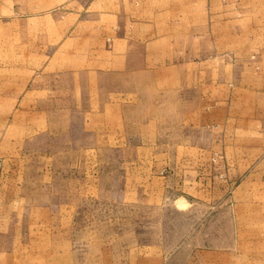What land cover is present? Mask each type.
Returning a JSON list of instances; mask_svg holds the SVG:
<instances>
[{
  "label": "crops",
  "instance_id": "crops-1",
  "mask_svg": "<svg viewBox=\"0 0 264 264\" xmlns=\"http://www.w3.org/2000/svg\"><path fill=\"white\" fill-rule=\"evenodd\" d=\"M123 2L90 15L91 31H73L49 54L41 49L23 65L0 69V261H99L102 254L82 259L76 250L83 202L102 198L123 208L170 188L202 198L198 174L208 156L235 167L231 206L212 211L230 215L239 231L247 183L250 220L264 216V70L210 63L191 16L177 34L176 19L161 25L162 15L130 16ZM241 244L234 239V247ZM146 261L144 253L137 259Z\"/></svg>",
  "mask_w": 264,
  "mask_h": 264
},
{
  "label": "rangeland",
  "instance_id": "rangeland-1",
  "mask_svg": "<svg viewBox=\"0 0 264 264\" xmlns=\"http://www.w3.org/2000/svg\"><path fill=\"white\" fill-rule=\"evenodd\" d=\"M118 1L122 0H0V69L23 65L31 61V53H41V49L45 55L49 54L50 48H56L60 41L73 39V31L78 34L91 31L96 23L90 15L103 14L112 2ZM186 2L124 0L123 11L146 20L162 15L166 18L161 19V25L168 23V18L171 22L176 19L177 34L186 29L184 17L191 16L194 33L205 35L208 47L205 59L210 63L240 61L253 66L256 72L264 70V0H193V6ZM201 45L199 40L198 46ZM233 49L247 53L234 55L230 52ZM183 56L178 55V59ZM161 61L168 62V55H162ZM128 155L130 159L136 156L135 152ZM213 157L208 156L207 166L200 170L202 174L197 173L207 189L202 198L170 188L160 197H133L123 208L115 200L102 198L83 202L87 213L79 219L81 246L76 250L82 259L90 253L91 259L96 258L94 254L102 256L96 262L76 264H264V221L258 222L264 216L249 218L244 194L249 184H244L241 190L239 231L233 230L230 215L212 211L231 206L228 202L236 194V185L230 180L235 167L224 166L225 162L216 164ZM137 171L134 168L132 173ZM88 223L96 224V229L83 230ZM234 239L242 241L241 247H234ZM110 241L112 245L105 246ZM250 241L253 245H249ZM221 242L223 247L218 245ZM111 251L116 259L104 262ZM142 253L147 261L137 262ZM171 255L177 259L160 263L159 259ZM0 264L7 263L0 261Z\"/></svg>",
  "mask_w": 264,
  "mask_h": 264
}]
</instances>
